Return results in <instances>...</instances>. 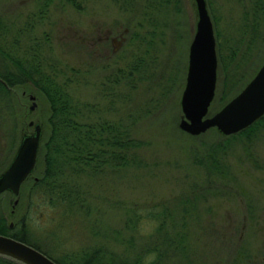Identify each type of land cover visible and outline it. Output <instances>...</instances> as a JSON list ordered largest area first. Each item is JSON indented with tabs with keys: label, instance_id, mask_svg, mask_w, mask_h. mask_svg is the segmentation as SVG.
I'll list each match as a JSON object with an SVG mask.
<instances>
[{
	"label": "rangeland",
	"instance_id": "374dc122",
	"mask_svg": "<svg viewBox=\"0 0 264 264\" xmlns=\"http://www.w3.org/2000/svg\"><path fill=\"white\" fill-rule=\"evenodd\" d=\"M207 6L218 54L211 115L264 62V0ZM198 19L196 0H0V174L35 132L30 120L42 124L43 144L51 132L48 94L4 80L16 72L10 53L25 58L33 44L44 72L67 87L77 120H111L135 139L124 163L70 177L89 189L86 205L71 207L32 188L45 170L41 146L19 201L0 193L11 233L62 264H132L149 250L151 264H264V120L233 134L180 125ZM157 214L167 217L163 229Z\"/></svg>",
	"mask_w": 264,
	"mask_h": 264
},
{
	"label": "trees",
	"instance_id": "16d2710c",
	"mask_svg": "<svg viewBox=\"0 0 264 264\" xmlns=\"http://www.w3.org/2000/svg\"><path fill=\"white\" fill-rule=\"evenodd\" d=\"M124 1L129 0H119L120 3H124ZM149 2L155 4V0H149ZM10 55H12L11 60L16 65V72L5 73L4 80L9 84L24 80L34 82L48 94L52 107L49 116L51 132L44 144H42V150H45L43 155L45 170L42 178L34 180L32 188H40L45 200L54 206H56L55 203L57 201L69 207L74 205L75 202H79L80 205L84 206L86 205V195L89 193V189H84L79 180L70 179V177L77 176V174L80 175L81 172H86L92 166L93 168L101 169L106 167L105 163L108 162L112 165L124 163L129 156L123 149L134 143L135 139L128 136V132L123 131L122 126L116 125L111 120H102L94 123L77 120L76 111L74 110L76 106L71 103V99L66 92L67 87L59 83L56 84L54 80L52 81L53 78L50 74L44 72V56L42 55V48L38 44L30 46L25 58L18 55L14 56L12 53ZM51 82L52 84H49ZM2 83L4 82L1 81L0 77V84ZM263 120L264 115L239 132H250L254 126ZM94 145H98V147L95 149L96 146ZM67 168L69 169L68 171ZM149 212L150 210L145 212L147 214L140 213V221L145 217H151ZM157 215L159 216L160 229H163L166 226L167 217L160 214ZM135 216L133 215L129 218L127 222L128 228L133 229L136 223L134 221ZM4 218L5 216H1L0 219V233L11 234L29 242L26 235L17 232L11 233L7 229L8 225L2 220ZM33 245L37 246L36 244ZM149 252L153 253L152 250H149L140 254L132 264H151L152 262L148 258ZM57 262L62 264L58 260ZM0 264L23 263L0 255Z\"/></svg>",
	"mask_w": 264,
	"mask_h": 264
},
{
	"label": "water",
	"instance_id": "95a60500",
	"mask_svg": "<svg viewBox=\"0 0 264 264\" xmlns=\"http://www.w3.org/2000/svg\"><path fill=\"white\" fill-rule=\"evenodd\" d=\"M199 19L190 44L189 65L181 104L183 129L200 133L217 126L225 134L238 132L264 115V62L247 84L215 113L209 114L217 87V38L207 0H196ZM42 125L24 136L14 159L0 174V193L9 189L19 195L21 185L36 165ZM19 198L15 199L17 203ZM0 255L23 264H58L36 246L0 233Z\"/></svg>",
	"mask_w": 264,
	"mask_h": 264
},
{
	"label": "flooded vegetation",
	"instance_id": "af4514ba",
	"mask_svg": "<svg viewBox=\"0 0 264 264\" xmlns=\"http://www.w3.org/2000/svg\"><path fill=\"white\" fill-rule=\"evenodd\" d=\"M33 107H34V104L32 105ZM37 123L38 122H36L35 120H30L29 122H28V125L29 126H32L33 128H35V130H36V125H37ZM42 129H43V126H42ZM33 131V130H32ZM32 133H34V132H28V133H25V135L24 136H27V135H29V134H32ZM44 133L45 132H41V136H40V147H39V153H40V148H41V146H42V144H43V141H44ZM23 136V137H24ZM39 153H38V155H37V161H36V164H37V162H38V158H39ZM15 156V155H14ZM14 159V158H13ZM12 159V160H13ZM33 174V173H32ZM32 174H30V176H28V178L27 179H29L30 177H31V175ZM38 178H34V180H37ZM7 192H10V193H12L11 191H7ZM14 194V193H13ZM20 195H21V192H20Z\"/></svg>",
	"mask_w": 264,
	"mask_h": 264
}]
</instances>
